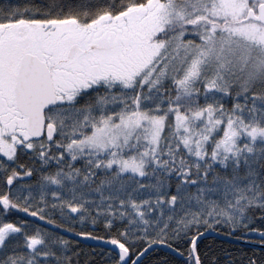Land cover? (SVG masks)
Listing matches in <instances>:
<instances>
[{"label":"snow or ice","instance_id":"obj_1","mask_svg":"<svg viewBox=\"0 0 264 264\" xmlns=\"http://www.w3.org/2000/svg\"><path fill=\"white\" fill-rule=\"evenodd\" d=\"M0 264H264V0H0Z\"/></svg>","mask_w":264,"mask_h":264},{"label":"trees","instance_id":"obj_2","mask_svg":"<svg viewBox=\"0 0 264 264\" xmlns=\"http://www.w3.org/2000/svg\"><path fill=\"white\" fill-rule=\"evenodd\" d=\"M227 237V236H225ZM214 238V239H213ZM233 240H236L234 237H229ZM208 243H213L215 245H219V246H223V247H226L230 250H234V249H243V248H249L248 246H243V245H240V244H236V243H231V242H227L225 240H220L218 238H215V237H210L208 241H206ZM86 246H87V249L89 251H91L93 248H95L97 251H99V248H100V243H94V242H91V241H86L85 242Z\"/></svg>","mask_w":264,"mask_h":264},{"label":"water","instance_id":"obj_3","mask_svg":"<svg viewBox=\"0 0 264 264\" xmlns=\"http://www.w3.org/2000/svg\"><path fill=\"white\" fill-rule=\"evenodd\" d=\"M211 237H215V238H218V239H220V240H225V241H227V242L236 243V244H240V245H243V246H248V247H250V245L247 244V243H245L244 241L233 240V239H231V238H229V237H225V236H217L216 234H212Z\"/></svg>","mask_w":264,"mask_h":264},{"label":"rangeland","instance_id":"obj_4","mask_svg":"<svg viewBox=\"0 0 264 264\" xmlns=\"http://www.w3.org/2000/svg\"><path fill=\"white\" fill-rule=\"evenodd\" d=\"M91 242L98 243V242H96V241H91Z\"/></svg>","mask_w":264,"mask_h":264}]
</instances>
